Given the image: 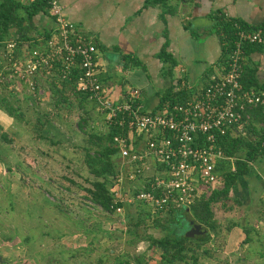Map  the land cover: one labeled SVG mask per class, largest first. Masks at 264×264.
<instances>
[{
    "label": "built area",
    "instance_id": "obj_1",
    "mask_svg": "<svg viewBox=\"0 0 264 264\" xmlns=\"http://www.w3.org/2000/svg\"><path fill=\"white\" fill-rule=\"evenodd\" d=\"M48 4L55 17L49 39L43 42L39 37L41 43L33 47L18 37L0 41V96L21 92L37 101L47 92L46 81L75 76V90L94 104L107 130L122 129L113 138L121 158L112 176L115 205L140 202L159 218L173 209L189 208L196 198L220 187L221 165L229 161L227 170L236 167L235 157L225 154L217 137L245 135L246 109L264 104V90L246 88L242 82L245 47L264 44V28L233 21L231 45L222 33L227 56L212 67L205 83L183 101L150 111L141 88L107 86L96 35L69 20L60 0ZM126 184H132L131 194ZM124 211V206L116 207L117 213Z\"/></svg>",
    "mask_w": 264,
    "mask_h": 264
},
{
    "label": "rangeland",
    "instance_id": "obj_2",
    "mask_svg": "<svg viewBox=\"0 0 264 264\" xmlns=\"http://www.w3.org/2000/svg\"><path fill=\"white\" fill-rule=\"evenodd\" d=\"M48 19L45 16L36 17L40 29L45 26ZM192 26L195 30L196 25ZM200 35L198 38H193L188 33L183 36L182 44L190 49V53L187 58H182V61L188 64L190 61L199 59L197 64L204 67L213 60L209 56H214V50L219 49L220 43L215 34L210 36L202 32ZM158 44V42L154 44V47H158ZM106 53L110 54L109 56L113 54L108 50ZM135 55L137 62L141 65H131L129 62L134 60L129 59V69L125 76H121L123 77L121 79H124L123 83L125 82L126 85L139 87L146 92L144 98L150 103L149 108H153L159 95L164 91V87L171 84V66L157 59L160 58L159 53L151 57L139 51ZM44 87L47 92L37 101L27 100L21 92L10 97L15 106L22 110L19 115L9 114L4 106L0 105V123L3 125L0 128V234L7 232L12 237L23 234L28 240L30 236L26 234H29L30 228L27 223L37 220L41 224L53 223V235L56 234L55 237H57V234H62V236H58L54 241H48L44 231L46 239L39 238L40 243L36 244L34 254H30L34 250L23 244L8 249L1 247L0 253L5 254L12 264H30V261H25V256L29 259L33 258L39 253L38 250L43 248L42 245L44 252L53 251L55 244H58V252L72 250L78 254V249L83 247L82 245L88 240L86 229H96L99 226L98 223H101L105 231L100 236V240L96 242L112 238L104 251H110V248H113L116 254H123L125 257L126 251L144 252L147 254L146 264H162L161 250L150 247L148 241H139L136 246L129 244L130 237L126 234L125 211L122 215L113 214L108 217L99 210L92 212V215L94 214L92 217L84 212V208L92 206L89 205L91 203L87 200L85 189L91 186L94 179L84 161L86 153L84 147L88 138L85 132L97 130L100 133H106L108 130L92 102L89 101L87 104L89 109L87 116L83 113V108L78 105L73 109L61 108L59 111L54 103L59 93L53 94L52 89L48 90L47 84ZM66 92V94H71L69 96L72 99L71 91L67 89ZM11 119L16 122V125L12 127L9 126ZM82 119L87 122H82ZM79 122L87 131L81 130ZM259 162H262V165ZM259 162L258 166L262 170L264 159ZM255 195L253 199L257 203L251 204L256 208L253 212L247 210L249 212L246 215L241 213L245 208L243 205L239 206L230 200L227 203L215 205L216 218L223 229L221 235L230 233V224L233 223V219H240L242 223L249 220L252 224L264 220V208ZM230 204L235 208L230 207ZM151 218L145 220L148 226L147 232L157 237L166 235V229L156 228L153 225L154 219ZM167 219L169 220V215L164 216L162 220ZM37 230H40V227ZM33 234H38V231H34ZM261 234H264V227L259 224L254 235L261 236ZM218 256L220 264H226L224 258L227 255L218 253ZM16 257H21V259L16 261ZM228 264L232 262L229 261Z\"/></svg>",
    "mask_w": 264,
    "mask_h": 264
},
{
    "label": "crops",
    "instance_id": "obj_3",
    "mask_svg": "<svg viewBox=\"0 0 264 264\" xmlns=\"http://www.w3.org/2000/svg\"><path fill=\"white\" fill-rule=\"evenodd\" d=\"M60 1L69 20L79 24L85 32L96 35L101 76L107 86L111 88H126L129 86L125 82L123 83L124 79H121L123 78L121 76H125L129 69V59L134 60L129 62L131 65H140L135 55L137 52L140 51L151 57L156 56V54L160 53L164 42L168 41L167 50L173 54L177 63L173 67L171 63H166L171 66V84L164 87V91L159 95L158 101L153 108H149L150 103L146 101V98L144 99L145 108L150 111H155L161 107V97L170 88H174L175 92L183 90L188 94L196 91L197 87H201L205 83L212 67L220 62L224 39L222 38L221 41L220 35L215 32L212 15H215L216 12H222L227 21L242 20L246 24L256 27L264 23V0H168V6L172 7L174 11L167 12H165L166 8L161 3L154 2V0L148 7H143L146 0ZM192 23L196 25L197 30H194ZM45 25L53 28L55 22L49 18ZM192 30L195 31L196 36L192 35ZM202 32L210 36L215 34L218 37L219 49L215 48L214 56H209L213 60L204 67L197 64L199 59L193 61L194 63L191 61L188 64L185 63L182 58H187L190 49L183 46V36L188 33L193 38H198ZM157 42L159 44L155 48L154 44L156 45ZM181 46L183 47L181 48ZM107 50L110 53L113 52V54L109 56L110 54L106 53ZM157 59L161 60L160 58ZM246 66L257 69L259 82H264V44L247 55ZM124 67H126V71L123 69ZM14 125H16V122L11 119L9 126L12 127ZM1 126L3 125L1 124ZM120 162L121 158L119 157L118 165ZM258 162L251 166V172L248 175L240 177L231 192L232 199H235L239 206L243 205L245 207L241 212L245 215L249 211L253 212V209L256 208L255 205L251 204L257 203L253 199L255 194V197L264 208V167L261 170ZM259 163L261 164L262 162ZM130 185L132 184H126V193L128 194H131ZM246 188H249V190H246ZM232 203L235 204L233 201ZM151 217V219L155 218L153 215ZM36 218L38 219V217ZM39 222L36 220L35 222L27 223L28 228H30L29 234H26L30 236L28 240L27 236L23 234L12 237L9 236V233L2 232L0 234V248L8 249L14 246L19 247L23 244L34 250L33 253H30L34 254L36 252V249H34L36 244L40 243L39 238L43 237L46 239L43 234L44 231L48 241H54L58 236H62V234H57V237H55L56 234L53 235V223L44 222V224H41ZM233 222L235 225L230 226V233L215 236L205 245L211 255H202L199 260L200 264H220L218 253L227 255L224 258L226 264L229 261L232 264H264V234H261V236L254 235L259 224L264 227V220L255 224H252L249 220L242 223L240 219H233ZM39 227L40 230H37ZM34 231H38V234H33ZM103 234L104 232H101L94 239V243H91V238L87 237V242L78 249V254L72 250H69V252H58V244H55L53 251L44 252V246L41 244L43 248L38 250L39 253L31 259L26 256L24 259L27 262L30 261V264H121L119 260L124 261L123 257H121L123 254H116L113 248H110V251H104L105 246L112 241V238L109 240L104 239L99 243L96 242L100 240V236ZM247 234L250 237V241L246 243L244 239ZM16 237L18 238L16 239ZM37 239L39 240L37 241ZM87 243L89 244L87 245ZM94 247L93 251H88L89 248ZM92 254L94 256H90ZM109 254L116 255L117 258ZM101 258L104 262L100 261ZM15 259L17 261L21 257H16ZM0 260H2L0 264H12L11 260L7 259L5 254L2 253H0ZM175 264L185 263L177 262Z\"/></svg>",
    "mask_w": 264,
    "mask_h": 264
},
{
    "label": "trees",
    "instance_id": "obj_4",
    "mask_svg": "<svg viewBox=\"0 0 264 264\" xmlns=\"http://www.w3.org/2000/svg\"><path fill=\"white\" fill-rule=\"evenodd\" d=\"M168 0H154V2L161 3L166 8V11H174L167 4ZM153 0H146L143 7L151 5ZM164 12V13H165ZM45 16L54 19L55 17L50 11L48 0H36L33 2H26L23 0H0V41L18 37L20 41L28 42L30 47L37 46L41 42L39 37H42L45 42L51 35L53 28L45 25L40 29L36 22V17ZM211 18L214 20L215 32L220 35L222 41V33H225L230 38V45L234 36V20L227 21L222 15V12H216ZM165 19V18H164ZM244 26H251L243 22ZM254 28H264V23L259 26H252ZM16 30V31H14ZM193 36H196L195 31H191ZM18 33V34H17ZM263 44H248L246 48L247 55L252 51L260 48ZM168 41L164 42L159 57L165 63H171L172 67L176 65L177 61L173 54L168 50ZM222 55L220 62L227 56V50L222 45ZM140 64V63H139ZM141 65V64H140ZM75 77V76H74ZM73 79H66L62 81H46L48 89L53 94L59 93V97L55 99L56 108L60 111L61 108L73 109L75 106L83 108V113L86 116L89 114L87 107L88 100L85 95H81L75 90ZM242 82L246 88L254 87L256 89L264 90V82H259L257 78V69L245 66ZM60 85V86H59ZM67 89L72 93L66 94ZM70 95V96H69ZM74 95V96H73ZM188 96V93L181 90L174 91V88L168 89L161 97L160 106L165 103L175 104L183 101ZM19 99V98H18ZM0 105H3L9 114L19 115L22 110L17 108L8 95L0 96ZM78 105V106H77ZM94 105V104H93ZM83 115V114H82ZM245 129L246 134L235 136L231 134L218 136L217 144L221 147L225 154L230 157H235L234 165L235 171L227 170L231 166V162L227 161L221 165V186L210 191L208 194L196 198L189 208L173 209L165 216L169 215V220L163 221V217H155L153 225L156 228H164L167 234L162 237H157L152 233H148L146 218H150L152 212L149 207L140 204V202H120L115 205L114 195L112 192V184L115 182L112 176H115L118 171L119 153L118 149L113 144L115 135L122 132L120 127H111L106 133H100L97 130L87 131L79 122L81 130H83L88 138L86 140L85 163L90 174L94 177L91 186L87 187V200L89 201L88 208H84V212L92 217V212L99 210L106 214V217L111 215H122L117 213L116 207L118 205L125 208V222L126 234L130 237L129 244L134 246L139 244V241H148L150 247H155L161 250L162 264H175L183 262L185 264H200L199 260L202 255L210 256L211 253L205 247L213 237L220 236L223 231L222 226L216 218L215 205L219 203H227L229 200L237 203L231 197V192L238 180L242 176H246L251 172V166L258 161L264 159V104L249 106L245 111ZM248 117V118H247ZM87 122V120H81ZM2 126L0 125V128ZM6 135H4L5 137ZM73 183H75L73 181ZM239 203V202H238ZM232 207V206H230ZM95 208V209H94ZM138 208L140 211H138ZM200 224L205 232L201 235L189 236L187 233L191 229V222ZM95 223V222H94ZM98 228L86 229V234L94 243V239L104 232L101 223H98ZM97 224V225H98ZM96 225V224H95ZM235 225L234 222L230 226ZM229 233V232H228ZM227 233V234H228ZM250 241L247 234L244 242ZM94 248H89L88 251H93ZM123 257L124 261L121 264H146V254L137 251H126ZM111 255V254H109ZM116 257V255H111ZM117 258V257H116ZM101 262L104 260L101 258Z\"/></svg>",
    "mask_w": 264,
    "mask_h": 264
},
{
    "label": "water",
    "instance_id": "obj_5",
    "mask_svg": "<svg viewBox=\"0 0 264 264\" xmlns=\"http://www.w3.org/2000/svg\"><path fill=\"white\" fill-rule=\"evenodd\" d=\"M192 228L189 230L187 235L189 236H195V235H201L205 232V230L202 228L200 224H195L193 221L191 222Z\"/></svg>",
    "mask_w": 264,
    "mask_h": 264
}]
</instances>
